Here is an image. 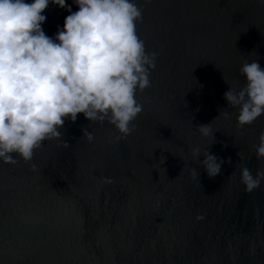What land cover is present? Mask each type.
Listing matches in <instances>:
<instances>
[{
  "label": "water",
  "instance_id": "obj_1",
  "mask_svg": "<svg viewBox=\"0 0 264 264\" xmlns=\"http://www.w3.org/2000/svg\"><path fill=\"white\" fill-rule=\"evenodd\" d=\"M135 3L137 35L156 53L135 130L116 140L107 120L77 114L31 161L0 162V264H264V181L251 192L241 182L245 166L264 171V115L239 127L223 95L246 83L245 62L264 68V4ZM69 14L50 3L44 33L54 38ZM209 123L213 143L195 129ZM197 146L225 161L214 178L192 156Z\"/></svg>",
  "mask_w": 264,
  "mask_h": 264
},
{
  "label": "clouds",
  "instance_id": "obj_2",
  "mask_svg": "<svg viewBox=\"0 0 264 264\" xmlns=\"http://www.w3.org/2000/svg\"><path fill=\"white\" fill-rule=\"evenodd\" d=\"M50 3L70 13L54 38L41 27ZM73 3L78 7L75 12L65 0H0V162L16 164V157L31 161L34 151L44 141L59 138L65 120L75 122L77 114L92 122L107 120L118 132L116 140L135 130L132 122L142 112L136 93L150 86L149 70L156 59L136 32L142 10L135 0ZM240 72L246 83L239 88L229 85L223 95L232 108H239L237 125L243 127L264 115V68L253 60ZM195 129L214 142L210 123ZM83 136L93 140L87 129ZM210 146L202 155L194 147L192 156L214 178L225 161L210 154ZM255 151L257 159L264 158V131ZM191 174L198 179L197 169ZM262 181L264 171L253 175L247 166L241 169L246 192Z\"/></svg>",
  "mask_w": 264,
  "mask_h": 264
}]
</instances>
